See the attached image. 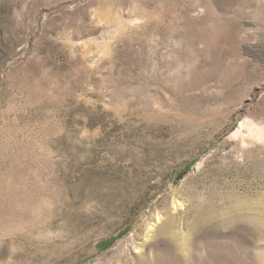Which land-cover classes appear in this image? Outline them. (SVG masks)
Segmentation results:
<instances>
[{
    "label": "rangeland",
    "instance_id": "1",
    "mask_svg": "<svg viewBox=\"0 0 264 264\" xmlns=\"http://www.w3.org/2000/svg\"><path fill=\"white\" fill-rule=\"evenodd\" d=\"M0 264H264V0H0Z\"/></svg>",
    "mask_w": 264,
    "mask_h": 264
},
{
    "label": "bare ground",
    "instance_id": "2",
    "mask_svg": "<svg viewBox=\"0 0 264 264\" xmlns=\"http://www.w3.org/2000/svg\"><path fill=\"white\" fill-rule=\"evenodd\" d=\"M239 203V202H238ZM240 204V203H239ZM245 207V206H244ZM230 209H231V206H230ZM229 209V210H230ZM197 210V209H196ZM199 210V209H198ZM239 211V210H238ZM241 211V210H240ZM232 213V212H231ZM194 214H195V211H194ZM236 216H237V214H236ZM239 216V215H238ZM197 219V218H196ZM162 231H161V234H162V236H168L169 234H168V227H163L162 229H161ZM178 238H176L175 240H177ZM178 245H180L179 243H177Z\"/></svg>",
    "mask_w": 264,
    "mask_h": 264
}]
</instances>
